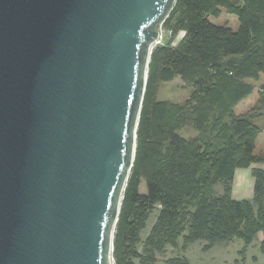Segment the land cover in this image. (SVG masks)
Wrapping results in <instances>:
<instances>
[{
  "label": "water",
  "instance_id": "obj_1",
  "mask_svg": "<svg viewBox=\"0 0 264 264\" xmlns=\"http://www.w3.org/2000/svg\"><path fill=\"white\" fill-rule=\"evenodd\" d=\"M175 1L0 0V264H110Z\"/></svg>",
  "mask_w": 264,
  "mask_h": 264
},
{
  "label": "trees",
  "instance_id": "obj_2",
  "mask_svg": "<svg viewBox=\"0 0 264 264\" xmlns=\"http://www.w3.org/2000/svg\"><path fill=\"white\" fill-rule=\"evenodd\" d=\"M222 10L237 17L236 30L211 22ZM161 29L168 37L150 54L113 264H156L167 247L185 252L204 242L210 250L235 239L243 254L258 234L264 254V152L254 153L261 128L250 118L264 114V81L249 114H233L253 91L248 81L264 77V0H176ZM176 77L191 88L188 98L158 99L160 85ZM186 127L196 134L181 136ZM236 169H250L251 199L233 198ZM164 263L188 262L177 254Z\"/></svg>",
  "mask_w": 264,
  "mask_h": 264
},
{
  "label": "rangeland",
  "instance_id": "obj_3",
  "mask_svg": "<svg viewBox=\"0 0 264 264\" xmlns=\"http://www.w3.org/2000/svg\"><path fill=\"white\" fill-rule=\"evenodd\" d=\"M211 22L218 25H226L232 30L238 28V19L235 15L227 14L222 10V14L218 18H210ZM164 38L168 37V33L165 31L162 32ZM181 33L177 35V38H180ZM176 41V40H175ZM175 43V42H174ZM264 81V77L261 76L260 80L248 81L253 84V91L251 95L245 98L243 101L238 103L233 108L234 115H248L250 110L257 104L259 99L260 86ZM191 88L185 85L179 77H176L171 82H166L159 87L157 98L160 100H169L172 102H182L188 98L190 95ZM252 121L257 124L262 131L258 135V138L255 143L254 153L259 154L264 151V114L260 116L250 115ZM179 134L183 137L194 136L196 132L189 127H186L179 131ZM249 175V181L251 180L250 169H238L236 173V182L241 183L243 187L248 186V180L241 178L244 174ZM242 180V181H241ZM140 190H145V185L142 182L140 185ZM217 193L221 192L220 185L215 188ZM154 221V216L152 215L147 223L146 227L142 231V239L147 235L149 229L151 228ZM181 245V240H179V246ZM204 242H196L190 245L185 252L179 250H173L170 247H167L162 255L158 257V262L156 264H165L164 261L175 255H184L187 259V264H264V254L261 252L260 244L256 238L252 245L246 248L243 254H240L239 251L243 247L242 241L235 239L227 244H219L213 246L210 250H204Z\"/></svg>",
  "mask_w": 264,
  "mask_h": 264
},
{
  "label": "crops",
  "instance_id": "obj_4",
  "mask_svg": "<svg viewBox=\"0 0 264 264\" xmlns=\"http://www.w3.org/2000/svg\"><path fill=\"white\" fill-rule=\"evenodd\" d=\"M222 14V13H221ZM183 34L181 33V36ZM164 84V83H162ZM161 84V85H162ZM160 85V86H161ZM243 101V100H242ZM240 103V102H239ZM254 123V122H253ZM255 124V123H254ZM257 125V124H256ZM258 126V125H257ZM262 131V129H261ZM258 138V137H257ZM257 140V139H256ZM264 151L260 152V153H263ZM262 168L264 169V166H262ZM237 170H235V173H234V178H233V184H232V196L234 199L236 200H242V199H251L252 198V189H253V178L251 176V180L249 181V175L248 173H246V175L244 174L243 176H241L242 180L243 179H246L248 180V186L246 187H243L241 183H235L236 182V173H237ZM246 170H249V169H246ZM241 180V181H242ZM257 239L258 241L260 242L261 239H262V236L261 234H258L257 236Z\"/></svg>",
  "mask_w": 264,
  "mask_h": 264
},
{
  "label": "built area",
  "instance_id": "obj_5",
  "mask_svg": "<svg viewBox=\"0 0 264 264\" xmlns=\"http://www.w3.org/2000/svg\"><path fill=\"white\" fill-rule=\"evenodd\" d=\"M162 32H163V31H162V29L160 28V29H159V35H158V38H157V40L153 43V47L156 46V45H161V44H163V42H164V36H163V33H162ZM172 44H174V43H172ZM109 262H110V264H113V259H112V257H110Z\"/></svg>",
  "mask_w": 264,
  "mask_h": 264
}]
</instances>
